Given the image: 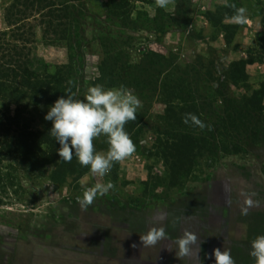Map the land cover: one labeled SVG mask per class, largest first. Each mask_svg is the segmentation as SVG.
Listing matches in <instances>:
<instances>
[{
    "label": "rangeland",
    "instance_id": "1",
    "mask_svg": "<svg viewBox=\"0 0 264 264\" xmlns=\"http://www.w3.org/2000/svg\"><path fill=\"white\" fill-rule=\"evenodd\" d=\"M12 1L0 0V37H7L4 11ZM63 1L70 4L64 39L46 40L38 26L34 52L58 73L62 96L71 88L84 99L95 85L136 94L142 107L125 125L136 150L103 178L80 164L74 174L63 172L47 145L34 150L39 161L31 165L28 152L16 145L26 136L6 129L0 116V264H49L71 255L74 225L88 224L92 211L126 208L131 195L141 203L168 204L197 191L209 195L210 210L218 209L210 217L224 250L234 260L236 253L250 255L251 241L264 235V98L259 110L252 97L264 87V0H170L166 8L155 0ZM239 7L246 9L243 23L233 19ZM241 58L248 61L249 78L236 85L229 65ZM242 99L241 114H233L232 101ZM10 109L41 127L43 112L27 99ZM189 113L205 127L185 124ZM186 135L193 143L187 149L178 145L189 140ZM93 144L106 153V137ZM107 181L115 189L83 210L77 196Z\"/></svg>",
    "mask_w": 264,
    "mask_h": 264
},
{
    "label": "trees",
    "instance_id": "2",
    "mask_svg": "<svg viewBox=\"0 0 264 264\" xmlns=\"http://www.w3.org/2000/svg\"><path fill=\"white\" fill-rule=\"evenodd\" d=\"M229 6H233L232 1H230ZM68 9H70L69 2L63 0H13L5 7L4 20L7 30L3 31L2 35L7 37H0V116L8 121L9 127L6 129L26 136L17 139L16 145L28 152L31 165L39 161L33 154L34 150L39 146L47 145L52 154L51 159L59 166L60 170L63 169L65 173L74 174L79 167V163L75 161L77 158L73 156L70 162L61 159L58 154L60 145L49 135L52 123L44 119L49 106L62 96L59 89L62 80H60L58 73H50L44 58L34 52L35 29L38 26L43 31L44 39L51 42L64 39L62 32L66 31L67 28L64 29L65 23L62 20L68 17ZM231 10L230 12H233V9ZM216 22H214L215 26H217ZM221 26L226 27L224 24ZM68 36L70 37V33ZM70 39L71 37L69 41ZM230 39L227 41L229 42ZM76 43L79 41L76 40ZM247 64L248 61L244 58L233 60L230 63V79L233 84L248 83ZM263 88L260 87L252 92L254 105L251 104L259 110L262 108V102L259 101L262 96L264 98ZM23 99H27L39 113L43 112L39 115L40 128L31 125V121L35 120L34 117L29 123L20 113L10 114L11 105ZM242 101L243 99L232 101L233 114H241L239 107ZM2 118L0 117V124L3 126ZM21 118L25 120L23 124H20ZM13 126H15L14 129ZM186 138L189 140L178 143L180 147L185 149L193 144L190 136L186 135ZM86 170L81 171L84 173ZM236 254L234 255L235 258L237 257L234 260L236 261L235 264H255L254 259L252 258V260L247 252L240 253L241 255Z\"/></svg>",
    "mask_w": 264,
    "mask_h": 264
},
{
    "label": "clouds",
    "instance_id": "3",
    "mask_svg": "<svg viewBox=\"0 0 264 264\" xmlns=\"http://www.w3.org/2000/svg\"><path fill=\"white\" fill-rule=\"evenodd\" d=\"M160 8H166L170 0H155ZM246 15L245 8L235 10L233 19L236 23H243ZM72 82L69 81V84ZM66 96L59 97L45 114L44 119L51 121L49 135L58 142V154L62 160L70 162L75 156L82 167L89 169L93 177H105L111 171L114 163L123 161L131 156L136 145L125 131L129 121L136 120L142 102L131 90L120 87L105 88L95 85L88 88L84 99H78L71 88ZM185 124L203 129L205 124L194 114H186ZM210 128V126H209ZM100 136L107 139L106 153L95 150L93 141ZM115 185L111 181L97 182L93 186H86L82 196H77V203L83 210L93 204L94 200L106 196ZM252 204L251 200L247 201ZM247 215V209H242ZM167 238L164 228L153 227L146 234L140 236L145 246H153ZM197 242V236L191 232L176 240L178 251L176 255L183 258L190 254L191 246ZM214 264H235L229 251L213 250ZM250 256L255 264H264V235H259L251 241Z\"/></svg>",
    "mask_w": 264,
    "mask_h": 264
},
{
    "label": "crops",
    "instance_id": "4",
    "mask_svg": "<svg viewBox=\"0 0 264 264\" xmlns=\"http://www.w3.org/2000/svg\"><path fill=\"white\" fill-rule=\"evenodd\" d=\"M131 197L120 211H92L88 224L74 225L71 255L62 254L49 264H214L213 250H224L222 234L210 217L218 209L210 210L207 193L197 191L190 200L168 204ZM153 227L164 228L167 238L145 246L140 236ZM185 232L195 234L197 242L180 258L176 240Z\"/></svg>",
    "mask_w": 264,
    "mask_h": 264
}]
</instances>
